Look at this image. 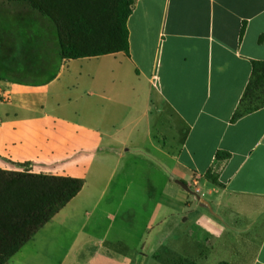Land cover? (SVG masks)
Wrapping results in <instances>:
<instances>
[{"label": "crops", "instance_id": "obj_1", "mask_svg": "<svg viewBox=\"0 0 264 264\" xmlns=\"http://www.w3.org/2000/svg\"><path fill=\"white\" fill-rule=\"evenodd\" d=\"M38 14L3 59L58 70L0 79V169L85 185L8 264H264V108L232 122L264 0H137L129 54L79 60Z\"/></svg>", "mask_w": 264, "mask_h": 264}, {"label": "trees", "instance_id": "obj_2", "mask_svg": "<svg viewBox=\"0 0 264 264\" xmlns=\"http://www.w3.org/2000/svg\"><path fill=\"white\" fill-rule=\"evenodd\" d=\"M25 4L57 27L60 56L79 60L129 54L128 21L137 0H9ZM264 108V62L252 74L232 122ZM218 153L217 158H228ZM28 168V164L23 165ZM206 178L219 185L211 173ZM84 180L0 169V264L8 262L83 190ZM179 264H195L182 260ZM226 264V263H224Z\"/></svg>", "mask_w": 264, "mask_h": 264}, {"label": "rangeland", "instance_id": "obj_3", "mask_svg": "<svg viewBox=\"0 0 264 264\" xmlns=\"http://www.w3.org/2000/svg\"><path fill=\"white\" fill-rule=\"evenodd\" d=\"M7 13H11V15L7 16ZM38 13L25 4L0 0V79L39 82L49 79L57 72V65L19 66L10 65L7 60L3 59L12 48L35 47L37 38L50 36L48 30L40 22ZM46 52H50V50ZM24 170L29 169L24 168ZM138 181L141 179L139 178ZM127 244L133 248L136 242L128 241Z\"/></svg>", "mask_w": 264, "mask_h": 264}]
</instances>
